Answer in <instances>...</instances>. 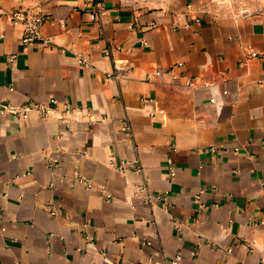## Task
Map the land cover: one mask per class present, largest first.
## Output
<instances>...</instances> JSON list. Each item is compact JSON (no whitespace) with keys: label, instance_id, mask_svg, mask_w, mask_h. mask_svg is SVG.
Returning <instances> with one entry per match:
<instances>
[{"label":"crops","instance_id":"obj_1","mask_svg":"<svg viewBox=\"0 0 264 264\" xmlns=\"http://www.w3.org/2000/svg\"><path fill=\"white\" fill-rule=\"evenodd\" d=\"M102 3L0 0V264H264V0Z\"/></svg>","mask_w":264,"mask_h":264},{"label":"built area","instance_id":"obj_2","mask_svg":"<svg viewBox=\"0 0 264 264\" xmlns=\"http://www.w3.org/2000/svg\"><path fill=\"white\" fill-rule=\"evenodd\" d=\"M94 4L98 9H103V3L102 0H94ZM96 10V13H93L92 16L94 18L98 17V13L99 11ZM1 15H5L7 17V19L13 23L14 25H20L23 29L22 32V36H21V41L26 44V45H30L34 42H38V41H42L43 43H46L48 45H53L54 41L52 39V37L45 35L43 32V25L45 23V21L47 20L48 16L44 13L41 5L39 4H35V5H30V6H17L15 8H12L10 10H1L0 11ZM191 21L194 22H200L201 18L200 16H193L191 18ZM251 51V55L252 56H258V57H264V53H259L257 51H255L254 49H252V47H250ZM106 52L108 53L109 50H106ZM11 60H13L11 58ZM80 61L85 62L84 59H81ZM182 63H179V65H181ZM108 77H112V75H108ZM53 102H56V99L52 100ZM36 107V105L30 104L29 108H34ZM66 107L69 108L68 105H66ZM3 110H9L15 113H19L20 111L18 110V108L16 107H12L10 105H3ZM22 116L26 117L28 115L27 113V109L22 113H20ZM52 165H55L57 163V158H51V162ZM172 174H175L174 170H171ZM138 190H144L145 186L142 185H138L137 186ZM203 190H201L202 192ZM160 199L166 200V196L165 195H158L157 196ZM52 213H55L54 210H52ZM149 243V242H148ZM179 258V257H178ZM178 258H176L173 263L174 264H178Z\"/></svg>","mask_w":264,"mask_h":264}]
</instances>
